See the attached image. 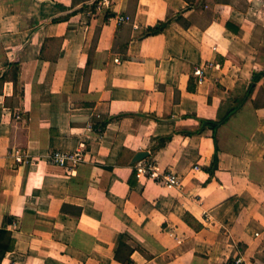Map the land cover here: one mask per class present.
Wrapping results in <instances>:
<instances>
[{"label":"crops","instance_id":"0c3cea01","mask_svg":"<svg viewBox=\"0 0 264 264\" xmlns=\"http://www.w3.org/2000/svg\"><path fill=\"white\" fill-rule=\"evenodd\" d=\"M93 1L0 0V227L15 238L1 264H127L120 240L132 264H264V75L245 99L264 70L260 0ZM175 13L186 24L146 36ZM206 62L220 67L198 80ZM233 108L217 149L210 127L182 133ZM82 141L73 172L50 162ZM142 151L180 183L138 173Z\"/></svg>","mask_w":264,"mask_h":264},{"label":"trees","instance_id":"16d2710c","mask_svg":"<svg viewBox=\"0 0 264 264\" xmlns=\"http://www.w3.org/2000/svg\"><path fill=\"white\" fill-rule=\"evenodd\" d=\"M98 0H94L91 5L92 7L95 6ZM172 20L176 21H182V23L186 22L183 16V13H175L172 14L171 17H168L166 20H161L159 23L155 26H150L147 29L146 36H151L160 33L164 27ZM186 24V23H185ZM264 75V70L260 72H254L252 82L250 84V88L248 89L245 99L249 97V95L253 92V89L255 87L254 83H257V81ZM236 110V108L231 109L222 119L220 120H214V119H206V118H198L200 122V127L196 131H190V130H183L182 133L186 135H191L193 133H201L206 127H210L214 132V141L216 143V149H217V138H216V132L218 127L224 123ZM113 117L106 116V117H94L92 118L93 123L92 125L103 132L107 125L111 122ZM171 136L168 137H162L159 139V145L163 146L168 139H170ZM218 167V156L217 152L214 155L213 161L210 166H208L206 169L210 173V179L213 178L215 175V171ZM186 222H188L190 225H194L196 228H198V225L193 224V219L189 216H185ZM13 221L12 217L6 218V225ZM15 247V238L12 235L11 230H9L7 227H0V264L2 263L4 256L7 252L13 250ZM135 249L131 247L129 244H127L124 240H120L119 244L116 248V257L118 260L123 261L127 264H132V254L134 253ZM228 264H241L237 263L235 261V258H232L229 260Z\"/></svg>","mask_w":264,"mask_h":264},{"label":"built area","instance_id":"2783aa9c","mask_svg":"<svg viewBox=\"0 0 264 264\" xmlns=\"http://www.w3.org/2000/svg\"><path fill=\"white\" fill-rule=\"evenodd\" d=\"M261 5L264 7V0H260ZM109 5V0H101L99 4L97 5V9H101L104 6ZM118 21V23L123 22H130L132 23V26L137 29L139 25L134 22L133 18L129 14H120L115 17ZM217 67L219 68L220 65L215 62H206L205 64H200L196 66L194 70V74L198 77V80H203L206 77L205 70L207 68H213ZM87 131L92 132L93 134L100 136L101 131L96 129L92 124H89L87 126ZM86 141H82L78 148L75 151H52L49 155L50 162L52 164L58 165L60 167H63L65 169H68V171L73 172L76 166L85 160L86 158ZM17 161L22 160L21 155H16ZM136 170L138 173L149 175L153 178H156L160 181H165L169 184H179L180 178L177 173L172 171L164 170L162 171L159 166L156 164V162L152 159H145L140 160L136 164ZM241 258H237L236 262L241 263Z\"/></svg>","mask_w":264,"mask_h":264},{"label":"water","instance_id":"95a60500","mask_svg":"<svg viewBox=\"0 0 264 264\" xmlns=\"http://www.w3.org/2000/svg\"><path fill=\"white\" fill-rule=\"evenodd\" d=\"M147 152H138L134 158H133V162H139L140 160H142L143 158H145L147 156Z\"/></svg>","mask_w":264,"mask_h":264}]
</instances>
